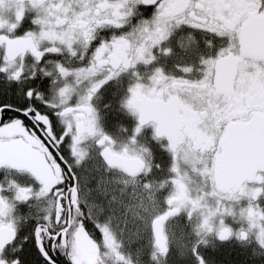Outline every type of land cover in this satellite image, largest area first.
<instances>
[{
  "label": "snow or ice",
  "instance_id": "6c2138e0",
  "mask_svg": "<svg viewBox=\"0 0 264 264\" xmlns=\"http://www.w3.org/2000/svg\"><path fill=\"white\" fill-rule=\"evenodd\" d=\"M0 264H264V0H0Z\"/></svg>",
  "mask_w": 264,
  "mask_h": 264
},
{
  "label": "flooded vegetation",
  "instance_id": "af4514ba",
  "mask_svg": "<svg viewBox=\"0 0 264 264\" xmlns=\"http://www.w3.org/2000/svg\"><path fill=\"white\" fill-rule=\"evenodd\" d=\"M211 251V250H210Z\"/></svg>",
  "mask_w": 264,
  "mask_h": 264
}]
</instances>
